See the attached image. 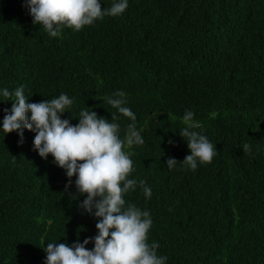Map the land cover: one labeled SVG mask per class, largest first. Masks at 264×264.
Here are the masks:
<instances>
[{
  "label": "trees",
  "instance_id": "obj_1",
  "mask_svg": "<svg viewBox=\"0 0 264 264\" xmlns=\"http://www.w3.org/2000/svg\"><path fill=\"white\" fill-rule=\"evenodd\" d=\"M23 4L0 0V90L23 86L28 103L66 94L74 103L61 118L73 125L85 107L109 122L116 114L122 139L133 121L105 98L123 91L144 140L125 146L137 186L124 199L150 213L157 255L165 264H264V0H128L120 16L55 38ZM5 99L0 128L15 97ZM186 110L218 153L195 171L165 164L190 154L179 136ZM34 137L25 130L18 145L17 133L0 130V264H44L48 243L97 234L75 177L66 192L65 171L39 157Z\"/></svg>",
  "mask_w": 264,
  "mask_h": 264
},
{
  "label": "clouds",
  "instance_id": "obj_2",
  "mask_svg": "<svg viewBox=\"0 0 264 264\" xmlns=\"http://www.w3.org/2000/svg\"><path fill=\"white\" fill-rule=\"evenodd\" d=\"M23 6L32 17V23L43 26L49 36L55 38L61 36L64 27L80 31L106 16H120L127 9L128 0H113L107 9L101 6V0H24ZM0 95L6 98L4 101L15 97L10 109L2 110L0 130L6 135L17 133L18 145L23 143L25 130L34 133L33 150L41 159L51 155L53 163L65 171L66 192L75 177L77 193L86 195L78 207L97 220V234L82 243L77 241L71 246L48 243L43 249L44 264H165L167 257L157 255L159 244L148 243L152 226L150 213L135 204H126L124 199L125 194L137 186L135 179H129L134 168L131 153L125 151V146L130 148L144 143L136 129V116L126 106L125 93L118 91L105 98L119 114L133 121L123 139L116 114L109 122L85 107L79 113L77 124L73 125L71 118L62 119L74 103L66 94L28 103L24 87L20 86L14 93L0 90ZM182 120L186 126L179 136L185 138L190 154L182 163L169 157L165 164L169 169L183 164L195 171L198 163L210 164L218 153L207 136L194 130L200 125L194 121L192 111L186 110ZM168 143L173 144L171 140ZM243 152L250 153L251 145L245 143ZM139 184L145 197L150 198V187L145 186L143 180ZM89 243L94 244L91 250L86 247Z\"/></svg>",
  "mask_w": 264,
  "mask_h": 264
}]
</instances>
